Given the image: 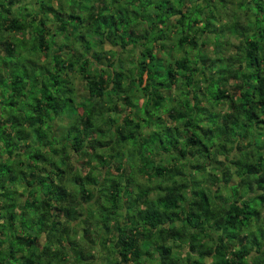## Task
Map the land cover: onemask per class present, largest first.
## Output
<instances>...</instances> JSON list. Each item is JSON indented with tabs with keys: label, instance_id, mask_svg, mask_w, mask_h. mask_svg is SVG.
<instances>
[{
	"label": "trees",
	"instance_id": "obj_1",
	"mask_svg": "<svg viewBox=\"0 0 264 264\" xmlns=\"http://www.w3.org/2000/svg\"><path fill=\"white\" fill-rule=\"evenodd\" d=\"M62 2L0 0V264H264V0L227 56L210 0Z\"/></svg>",
	"mask_w": 264,
	"mask_h": 264
},
{
	"label": "rangeland",
	"instance_id": "obj_2",
	"mask_svg": "<svg viewBox=\"0 0 264 264\" xmlns=\"http://www.w3.org/2000/svg\"><path fill=\"white\" fill-rule=\"evenodd\" d=\"M24 1H26V0H24ZM70 1L71 0H63L64 4H66V6L69 4ZM189 7L192 10V8H191L192 5H190ZM245 8L246 7H245L244 0H210V2H208V4L206 6H203V15H204V17L206 15H208L207 18H208L209 25H210L209 27L212 29L211 26L215 25L216 29H217V32L214 34L211 32L209 35L205 34L209 38L204 39L205 43L200 48V52L203 54V56H206L207 59L208 58L210 59V58H213L217 55L216 52L214 51V49L212 50V48H211V45L213 43L212 39H214V37L216 39H218V42H222L224 40L221 47L218 48V51H217L218 54L227 56L235 50L234 44H235L236 40H235V37L232 35L233 31L230 30V32H232V33L230 35L226 36L227 32L225 29H227L226 26L229 25V23L231 24V22L237 21L240 24H250L251 22H253L255 17L251 14L252 8L250 7L251 9H248V10H245ZM197 12L192 11V13L189 15V18L192 17L193 15H196ZM129 18H130L129 20L131 22L135 21V17L130 16ZM211 34H213L214 37H210ZM8 36L9 37L11 36V38H12L11 33ZM224 36H226L225 39H224ZM170 40L172 42H174L173 39H170ZM165 43H167L168 45L170 44L169 42H165ZM107 47L108 46H106V45L104 46V48H107ZM70 49H71V44H69V42H67L64 45V48L62 49L63 54H66L68 51H70ZM166 52H167L166 48H163L161 50L162 54H165ZM180 52H177V51H175V49L171 48V53L178 54ZM192 54H193V52H192ZM182 56H184L183 53H182ZM211 68H212L211 69V72H212L214 67L211 66ZM71 83L73 85V92H74L75 100H77L78 98L83 96V94H85V89L83 88L82 83H81L80 79L78 78V76L72 77ZM163 92H165V90ZM166 93L168 94L169 92H166ZM120 108H121L120 104L117 103L116 104V111L121 112ZM141 110H142V107L139 108V114L140 115H141ZM214 111H216V110H214ZM122 112H127V110H123ZM219 115H220V113H219ZM219 120H220V124H222L221 118ZM56 126L57 125H55V128H56ZM57 128H58L57 131H59V129L62 127L60 125H58ZM142 129H143V132H147V130H148V128H142ZM126 162L127 161L125 160V163ZM136 179L141 184H143L145 182L141 175L136 176ZM236 179H237L236 177H233L231 180H232V182H234V181H236ZM150 196H153L152 192L150 193ZM261 215H264V209L261 210ZM258 222H260V220H258ZM84 247L87 248V246H84ZM99 249H100V247H99ZM99 249H98L97 244L95 246H93V248L89 251L90 256L88 258H90L94 262H97V263L99 262L100 264H102V263H105L107 260L104 257V255H106V253H105V249H103V250H101V249L99 250ZM108 259H110V258H108ZM204 260L207 261L208 258L205 257ZM108 263H109V260H108ZM144 264H147V262H145Z\"/></svg>",
	"mask_w": 264,
	"mask_h": 264
}]
</instances>
